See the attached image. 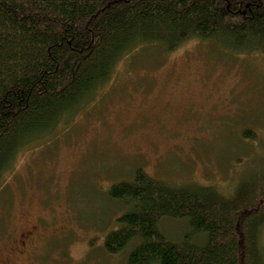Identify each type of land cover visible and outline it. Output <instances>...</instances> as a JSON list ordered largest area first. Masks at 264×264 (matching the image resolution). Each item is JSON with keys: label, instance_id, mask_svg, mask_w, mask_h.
I'll return each instance as SVG.
<instances>
[{"label": "trees", "instance_id": "16d2710c", "mask_svg": "<svg viewBox=\"0 0 264 264\" xmlns=\"http://www.w3.org/2000/svg\"><path fill=\"white\" fill-rule=\"evenodd\" d=\"M189 41L264 56V0H0V186L19 154L56 139L98 99L122 60ZM251 123L238 136L260 152L227 191L172 185L141 167L110 183L123 206L105 254L125 253V264H264V137ZM162 220L184 232L169 238Z\"/></svg>", "mask_w": 264, "mask_h": 264}, {"label": "rangeland", "instance_id": "374dc122", "mask_svg": "<svg viewBox=\"0 0 264 264\" xmlns=\"http://www.w3.org/2000/svg\"><path fill=\"white\" fill-rule=\"evenodd\" d=\"M128 59L56 139L19 154L0 186V260L35 227L26 264H125V253L102 250L123 206L108 197L110 183L141 167L172 185L227 191L249 171L260 150L237 131L264 122V56L189 41L169 55L148 48ZM259 122L250 127L264 137ZM160 228L171 239L184 232L172 220Z\"/></svg>", "mask_w": 264, "mask_h": 264}, {"label": "flooded vegetation", "instance_id": "af4514ba", "mask_svg": "<svg viewBox=\"0 0 264 264\" xmlns=\"http://www.w3.org/2000/svg\"><path fill=\"white\" fill-rule=\"evenodd\" d=\"M38 237L39 235L35 227L25 231L20 235L19 239L15 240L11 247H9V255L2 258L0 264H16L11 261L12 258L17 260V264H26V262L29 261L26 253L35 246Z\"/></svg>", "mask_w": 264, "mask_h": 264}]
</instances>
